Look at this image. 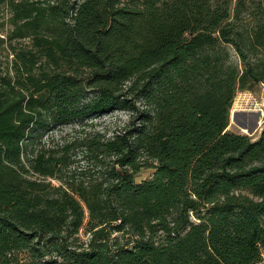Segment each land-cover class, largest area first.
I'll use <instances>...</instances> for the list:
<instances>
[{"label": "trees", "instance_id": "obj_1", "mask_svg": "<svg viewBox=\"0 0 264 264\" xmlns=\"http://www.w3.org/2000/svg\"><path fill=\"white\" fill-rule=\"evenodd\" d=\"M0 7V264L260 261L264 128H227L264 83V0ZM114 111L130 120L110 137L45 142Z\"/></svg>", "mask_w": 264, "mask_h": 264}, {"label": "rangeland", "instance_id": "obj_2", "mask_svg": "<svg viewBox=\"0 0 264 264\" xmlns=\"http://www.w3.org/2000/svg\"><path fill=\"white\" fill-rule=\"evenodd\" d=\"M8 18L6 10L0 7V26ZM0 27V28H1ZM10 25H5L2 31H10ZM5 36L4 32L0 31V38ZM28 40L13 42V45L18 48L27 46ZM6 43H0V72L8 69L12 56L5 49ZM130 120V114L125 111H114L112 113L101 115L89 121L88 125L81 128L78 126H68L58 131L50 133L45 139L46 144L59 143L64 140L70 142L73 138L84 136L89 132H100L107 137L119 129H123ZM264 128V83L257 84L249 90L239 91L234 98L229 117L228 131L234 133H242L255 139L259 136L261 129ZM152 170L143 169L136 177L135 181L147 179L151 176ZM256 264H264V253L259 262Z\"/></svg>", "mask_w": 264, "mask_h": 264}]
</instances>
